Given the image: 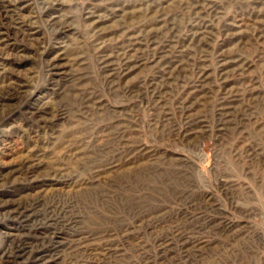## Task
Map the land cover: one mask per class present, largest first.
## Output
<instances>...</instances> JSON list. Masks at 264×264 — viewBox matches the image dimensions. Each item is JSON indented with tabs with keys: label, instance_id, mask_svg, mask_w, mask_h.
I'll return each instance as SVG.
<instances>
[{
	"label": "rangeland",
	"instance_id": "obj_1",
	"mask_svg": "<svg viewBox=\"0 0 264 264\" xmlns=\"http://www.w3.org/2000/svg\"><path fill=\"white\" fill-rule=\"evenodd\" d=\"M0 264H264V0H0Z\"/></svg>",
	"mask_w": 264,
	"mask_h": 264
}]
</instances>
